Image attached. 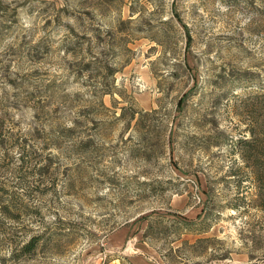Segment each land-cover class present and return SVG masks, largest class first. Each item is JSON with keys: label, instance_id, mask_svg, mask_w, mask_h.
Masks as SVG:
<instances>
[{"label": "rangeland", "instance_id": "obj_1", "mask_svg": "<svg viewBox=\"0 0 264 264\" xmlns=\"http://www.w3.org/2000/svg\"><path fill=\"white\" fill-rule=\"evenodd\" d=\"M140 262L264 264V0H0V264Z\"/></svg>", "mask_w": 264, "mask_h": 264}, {"label": "trees", "instance_id": "obj_2", "mask_svg": "<svg viewBox=\"0 0 264 264\" xmlns=\"http://www.w3.org/2000/svg\"><path fill=\"white\" fill-rule=\"evenodd\" d=\"M246 146H249L250 144L249 143H247V142H245V141H243L242 142V144H240L241 145V147L243 148L245 145ZM245 146V147H246ZM241 157H242V159H243V161L248 165H250V163H251V160H256L257 162L256 163H254V174H255V179H256V181H257V184H258V182H260V180L263 178L262 177V174L260 173L261 172V161H262V159L259 157V156H257V155H255V157H254V155H252V156H248L247 155V153H246V151H244L243 149H242V151H241ZM253 158V159H252ZM188 227L190 226V225H187ZM152 225L151 224H149V227L147 228V230H146V232H145V236L148 238V236H149V232H150V230L152 229ZM36 240H32V241H30L27 245H26V247H25V250H26V252H32L35 248H36V246H37V244H36Z\"/></svg>", "mask_w": 264, "mask_h": 264}, {"label": "crops", "instance_id": "obj_3", "mask_svg": "<svg viewBox=\"0 0 264 264\" xmlns=\"http://www.w3.org/2000/svg\"><path fill=\"white\" fill-rule=\"evenodd\" d=\"M139 264H143L142 262H140Z\"/></svg>", "mask_w": 264, "mask_h": 264}]
</instances>
